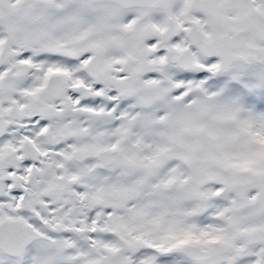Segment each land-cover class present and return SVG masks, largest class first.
I'll list each match as a JSON object with an SVG mask.
<instances>
[{
    "label": "snow or ice",
    "instance_id": "1",
    "mask_svg": "<svg viewBox=\"0 0 264 264\" xmlns=\"http://www.w3.org/2000/svg\"><path fill=\"white\" fill-rule=\"evenodd\" d=\"M0 264H264V0H0Z\"/></svg>",
    "mask_w": 264,
    "mask_h": 264
}]
</instances>
